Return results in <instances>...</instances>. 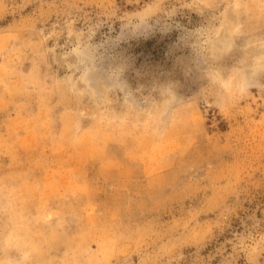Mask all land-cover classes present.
I'll return each instance as SVG.
<instances>
[{"label":"rangeland","instance_id":"374dc122","mask_svg":"<svg viewBox=\"0 0 264 264\" xmlns=\"http://www.w3.org/2000/svg\"><path fill=\"white\" fill-rule=\"evenodd\" d=\"M0 264H264V0H0Z\"/></svg>","mask_w":264,"mask_h":264}]
</instances>
